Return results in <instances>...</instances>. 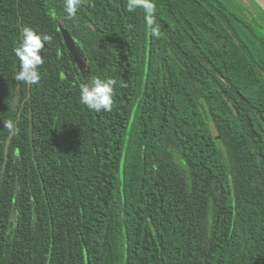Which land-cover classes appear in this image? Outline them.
<instances>
[{"label": "trees", "instance_id": "16d2710c", "mask_svg": "<svg viewBox=\"0 0 264 264\" xmlns=\"http://www.w3.org/2000/svg\"><path fill=\"white\" fill-rule=\"evenodd\" d=\"M223 1L152 0L157 36L127 0L62 21L64 0H0V264H264V10ZM24 26L51 37L37 85ZM96 76L110 112L80 102Z\"/></svg>", "mask_w": 264, "mask_h": 264}, {"label": "clouds", "instance_id": "9594fccd", "mask_svg": "<svg viewBox=\"0 0 264 264\" xmlns=\"http://www.w3.org/2000/svg\"><path fill=\"white\" fill-rule=\"evenodd\" d=\"M83 0H64V15L58 20H72L82 6ZM126 7L129 11L142 8L146 14L147 27L151 35H159L158 26L154 18L155 5L152 0H127ZM51 37L47 34L38 33L30 26H24L21 30L20 40L14 48V54L19 60L20 69L15 79L28 85H37L41 75L38 71L43 64L41 50L50 42ZM117 81L111 77L96 76L90 81L80 84V102L88 109L99 112H110L113 107L114 89ZM123 86V85H121ZM5 127L9 131L15 130V123L8 121Z\"/></svg>", "mask_w": 264, "mask_h": 264}, {"label": "water", "instance_id": "95a60500", "mask_svg": "<svg viewBox=\"0 0 264 264\" xmlns=\"http://www.w3.org/2000/svg\"><path fill=\"white\" fill-rule=\"evenodd\" d=\"M260 4H262L264 8V0L263 2H260V0H257ZM57 24L59 26V30L62 34L63 42L65 43L66 49L68 51L69 57L72 61V63L79 69V71L82 73V75L85 77L89 74L88 64H87V58L84 55V51L82 48H80L79 45H77L74 41V38L71 36L68 29L65 27L63 23L60 21H57ZM70 92V91H69ZM68 92V94H69ZM66 95V97L68 96ZM17 98V96H16ZM14 207H12L10 215L12 218L15 217L14 215Z\"/></svg>", "mask_w": 264, "mask_h": 264}, {"label": "rangeland", "instance_id": "374dc122", "mask_svg": "<svg viewBox=\"0 0 264 264\" xmlns=\"http://www.w3.org/2000/svg\"><path fill=\"white\" fill-rule=\"evenodd\" d=\"M222 1H223V0H222ZM237 1L239 2L240 0H224L223 2H224L226 5H228L229 7H237V5H236V4H238ZM243 2H245L246 5H247L248 7H250L251 9H255L256 11H258L257 13H259V14H261V12H260V10L257 9V8H258L257 4L260 6L261 9L264 10L262 4H260L257 0H243ZM260 2H263V1L260 0ZM256 3H257V4H256ZM263 3H264V2H263ZM243 4H244V3H241V5H243ZM235 10L238 11L239 8H236Z\"/></svg>", "mask_w": 264, "mask_h": 264}]
</instances>
